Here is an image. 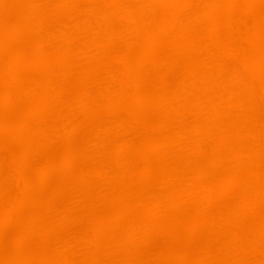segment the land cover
Here are the masks:
<instances>
[{
    "label": "bare ground",
    "instance_id": "1",
    "mask_svg": "<svg viewBox=\"0 0 264 264\" xmlns=\"http://www.w3.org/2000/svg\"><path fill=\"white\" fill-rule=\"evenodd\" d=\"M0 264H264V0H0Z\"/></svg>",
    "mask_w": 264,
    "mask_h": 264
}]
</instances>
